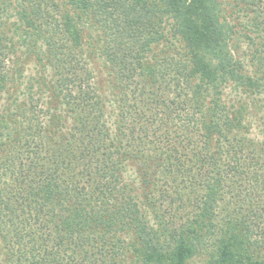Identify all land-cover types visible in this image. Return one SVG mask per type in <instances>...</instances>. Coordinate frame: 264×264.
Segmentation results:
<instances>
[{
  "label": "trees",
  "instance_id": "1",
  "mask_svg": "<svg viewBox=\"0 0 264 264\" xmlns=\"http://www.w3.org/2000/svg\"><path fill=\"white\" fill-rule=\"evenodd\" d=\"M228 2L0 0V20L15 19L0 30L7 264H264V143L249 137L243 103L216 92L227 81L264 90V37L249 41L243 70L232 18L264 33V0ZM87 55L108 69L112 129ZM30 56L51 81L29 78L17 97L8 65ZM42 90L68 126L45 120Z\"/></svg>",
  "mask_w": 264,
  "mask_h": 264
},
{
  "label": "rangeland",
  "instance_id": "2",
  "mask_svg": "<svg viewBox=\"0 0 264 264\" xmlns=\"http://www.w3.org/2000/svg\"><path fill=\"white\" fill-rule=\"evenodd\" d=\"M229 6L227 8L229 10L233 9L231 6V2H228ZM237 12V8H235ZM242 15L241 13H239ZM234 19V24H240L242 25V18L239 17V19H235V16H232ZM15 19H5L1 18L0 20V30H5L3 29L2 25L6 26L4 28H7V31L11 33V26L10 24L14 23ZM239 25L238 30L236 31V34L233 36V42H234V48L237 50L236 53L237 59L240 60L242 63L243 70L248 71L249 70V63H248V49L251 45L249 41H253L256 43L261 42V37H264V33L261 32H256L255 30L247 29V31L244 29L242 31L241 26ZM10 26V27H9ZM6 31V30H5ZM13 32V31H12ZM15 39L17 38V31L15 30L13 35ZM263 40V39H262ZM19 42V39L17 40ZM18 48H21V44H18ZM19 50H22L19 49ZM87 60L88 64L90 66V69L92 70L93 77H94V82L99 88V91L101 92L102 96L104 97L105 104H106V121L108 123V126L112 129L113 128V104H112V99H111V94H110V85H109V72L106 67L105 62L103 61L102 58L95 56L91 57L90 55H87ZM22 64L18 65L17 63L15 64V58L10 59L9 63V70H10V75L16 76V78L19 79V85L18 89L15 91V95L17 97H20L24 91L26 90V87L28 86L29 83V78H32V81L35 82L36 79L45 77L47 81H51V74L48 66L45 61L42 59V62H38L35 56H30V57H22ZM12 63V64H11ZM42 65V66H41ZM20 68V69H18ZM43 69H45L43 71ZM19 74V77L17 75ZM43 75V76H42ZM205 89H208L209 93L213 92V87H208L205 86ZM216 91V90H215ZM219 95H222L223 98L226 100H239L241 103H243L244 107L246 108V123L247 127L249 129V137L258 141L264 143V90L261 88L260 91H253L251 94L250 93H245L241 90L239 85H236L234 82L227 81L225 85L219 86L216 91ZM38 96V94H37ZM22 97V96H21ZM39 100L43 102L44 109L46 108L48 110V114H43L45 120L49 121L50 120V115L51 114H57L61 117H63L62 121L63 125L68 124V120L66 121V115L64 114V105L62 102H60L57 99V102H51L49 92L47 90H42L41 94L38 96ZM6 99L7 95L2 94L0 98V112L6 105ZM56 101V100H55ZM48 104V105H47ZM62 120V119H61ZM67 122V123H66ZM62 126V125H61ZM55 130V129H54ZM63 130L62 132H64ZM137 170L135 166H133L131 163L125 164V166L122 168V174L124 181L129 184L136 192V196H140L141 189H139V183L137 180L136 176ZM148 216V215H147ZM149 218V216H148ZM1 239H0V264H7V259L5 258V253L3 251V248L1 247ZM138 260V259H137ZM136 260V255H129L127 260H125L124 264H138Z\"/></svg>",
  "mask_w": 264,
  "mask_h": 264
}]
</instances>
